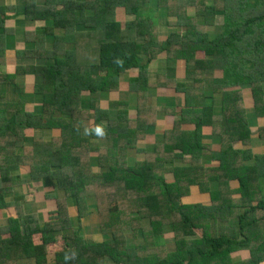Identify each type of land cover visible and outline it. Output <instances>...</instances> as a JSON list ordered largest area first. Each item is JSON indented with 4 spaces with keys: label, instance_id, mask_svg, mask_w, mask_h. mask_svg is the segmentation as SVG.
<instances>
[{
    "label": "trees",
    "instance_id": "obj_1",
    "mask_svg": "<svg viewBox=\"0 0 264 264\" xmlns=\"http://www.w3.org/2000/svg\"><path fill=\"white\" fill-rule=\"evenodd\" d=\"M15 14L0 6L1 65ZM18 15L43 24L23 33L24 62L0 71L18 94L0 110V154L51 191L41 223L6 219L20 230L10 243L35 264H264V0H25ZM124 73L132 101L117 95ZM36 127L50 136L7 153ZM80 191L101 239L75 229L89 214Z\"/></svg>",
    "mask_w": 264,
    "mask_h": 264
},
{
    "label": "crops",
    "instance_id": "obj_2",
    "mask_svg": "<svg viewBox=\"0 0 264 264\" xmlns=\"http://www.w3.org/2000/svg\"><path fill=\"white\" fill-rule=\"evenodd\" d=\"M43 0H35V3L42 4ZM58 4L61 2V0H54ZM25 5V0H0V6L4 10L8 11H15L17 14H15L14 17H9L8 20L4 22L5 26L10 27V30L5 38H4V44H5V64H0V71L1 72H10L13 69V66L16 65L15 59L17 57L26 58L27 56V45H25L24 42V35L23 33L26 32H32L36 26H40L43 24V21H35V22H24L21 18V12L23 11ZM9 12V14H10ZM20 12V13H19ZM12 27V28H11ZM21 54V55H18ZM17 56V57H16ZM150 68V67H148ZM153 69V68H150ZM154 70V69H153ZM154 73H151V76H154ZM29 77L30 80L28 85L32 82V74ZM142 75V74H141ZM146 77V75H144ZM150 80H155V77L150 78ZM128 79V73H124L123 76L120 79L121 86L119 87L120 90H118L117 95L119 97L125 98L128 97L130 101L131 98H133L134 93H131L130 91L126 90V81ZM25 85V86H28ZM27 88V87H26ZM28 91V90H26ZM0 93H2V99L3 97L7 96L9 100H2L4 102L6 101H13L18 100V94L13 90V88L9 84L0 83ZM26 97L27 107H31L37 103L38 99L36 96L29 95V92ZM22 94V93H21ZM128 94V95H127ZM147 95L151 102L156 105H162V106H169L172 102L168 97H163L157 95V92L155 89H149L147 92ZM4 104L0 106V110L3 108ZM161 107V106H159ZM170 107V106H169ZM30 109V108H29ZM93 112V111H92ZM42 131V134H41ZM54 131H51V134L53 135ZM45 138H48L50 136V129H40V128H30L25 129L23 134V139L18 141L20 142L18 145L16 144L15 147H8L7 153H14V154H20L22 151V148L20 146L24 144H29L31 142V139L33 137L42 136ZM3 155L0 154V174H3L6 176L5 180L0 181V264H35V260L33 257H30L29 251L25 253L20 251L18 249L19 245L10 243L11 235L14 234V236H18L20 234L19 232H15L14 230L10 229L8 222H6V219H13L16 217L18 212H22L23 216H28L30 214H35L37 218H40L38 216V213L33 209L34 206L37 207L38 203L44 204L43 201V194L46 191L45 184L43 181L37 177V179H34L33 186L31 190V193H26L25 187L21 183H16V178H20L21 176L30 174V169H26V167H22L17 169V163L14 162H8L7 160H3ZM3 165L8 166L6 170H4ZM19 165V166H20ZM29 177V176H28ZM28 190V191H30ZM45 209V208H44ZM44 211V210H43ZM25 217L26 223H28L27 218ZM43 219V218H42ZM40 221V219H38ZM41 223V221H40ZM23 227V226H22ZM21 228V226H20ZM39 234H34L31 238L32 241L35 239V241L38 239ZM37 243V242H35ZM15 246V247H14ZM17 251V252H16Z\"/></svg>",
    "mask_w": 264,
    "mask_h": 264
},
{
    "label": "rangeland",
    "instance_id": "obj_3",
    "mask_svg": "<svg viewBox=\"0 0 264 264\" xmlns=\"http://www.w3.org/2000/svg\"><path fill=\"white\" fill-rule=\"evenodd\" d=\"M10 11H8L9 13ZM160 14V13H158ZM154 16H156L157 14L156 13H153ZM163 20V18H162ZM216 21L217 23H219L221 21L220 19V16H217L216 17ZM157 22L160 24L161 23V19H159V17H157ZM162 24V23H161ZM164 24H162L161 26H163ZM167 30H170L169 27H161L160 28V33H164L166 32ZM49 45V44H48ZM7 48V47H6ZM5 48V44H4V49L6 50ZM29 49V48H27ZM141 58L144 59V57L142 55H140ZM17 57V56H16ZM24 58L22 57H17V59H15V63H23L24 62ZM143 61V60H142ZM145 61V59H144ZM141 74L144 76H150V78L154 77V76H151L150 74L151 73H154V70L153 69H150V68H145V69H142L141 71ZM31 75H27V73L22 77L21 76V81L25 84V85H28L29 81L30 80H27L29 79ZM156 79V78H155ZM9 100L8 97L4 96L3 99L2 97H0V106H2L4 104V101L2 100ZM253 118L250 117L249 118V122L252 124L251 126H254L255 125V120H252ZM254 123V124H253ZM41 134H42V131H41ZM208 138V136H205L204 139ZM55 170V173H59V174H64V175H68L69 174V171L66 170V169H62V170H59L58 168H55L53 169ZM29 176V177H28ZM37 178V177H36ZM35 177H31V175H24V176H21L19 179L16 178V183H21L23 185V187H25V192L26 193H31V190L32 189V184L34 182V179H36ZM44 184L47 185L48 182L47 181H44ZM30 190V191H28ZM49 192L51 190H47L46 188V192ZM89 196L87 194V192L83 193L82 191L79 192V196H78V200H79V204L84 207H85V210L89 212L88 215H85L83 217L80 218V224L78 225V227L76 226L75 222L73 223L74 227H77L75 229H78V233L80 234L81 238H83L84 240H93V238L95 239H101L102 236L97 234L96 232L98 231V225H97V222H96V217H95V213H93L94 211V206H91V202L89 201ZM46 202V201H45ZM46 206V205H45ZM65 206H68V208L71 210V217L72 219L75 220V217H76V212H75V205H74V200L73 199H70L67 204ZM70 206V207H69ZM44 204H41V203H38L37 204V207L34 206L33 209L38 213V216L40 217V221H42V217H43V210H44ZM58 209H59V206H58ZM160 238H158V241H161ZM57 243L58 242H61L60 240V236H57V239L55 240ZM164 245H166V247H168V245L171 243L172 239L171 238H164ZM61 247V244L58 245V248ZM54 249V248H53ZM55 250V249H54ZM247 256V253L245 252H241L238 257H244V256ZM33 262V261H31ZM41 264H47L45 262H42ZM104 264H109V263H104Z\"/></svg>",
    "mask_w": 264,
    "mask_h": 264
},
{
    "label": "clouds",
    "instance_id": "obj_4",
    "mask_svg": "<svg viewBox=\"0 0 264 264\" xmlns=\"http://www.w3.org/2000/svg\"><path fill=\"white\" fill-rule=\"evenodd\" d=\"M95 131H96L97 133H99V132H100V129H99V128H97Z\"/></svg>",
    "mask_w": 264,
    "mask_h": 264
}]
</instances>
